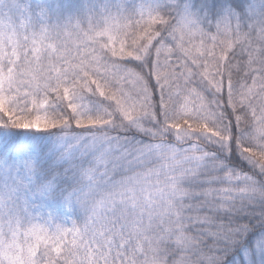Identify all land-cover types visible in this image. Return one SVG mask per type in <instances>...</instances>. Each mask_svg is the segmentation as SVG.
<instances>
[{
	"label": "snow or ice",
	"instance_id": "1",
	"mask_svg": "<svg viewBox=\"0 0 264 264\" xmlns=\"http://www.w3.org/2000/svg\"><path fill=\"white\" fill-rule=\"evenodd\" d=\"M0 264H264V0H0Z\"/></svg>",
	"mask_w": 264,
	"mask_h": 264
}]
</instances>
